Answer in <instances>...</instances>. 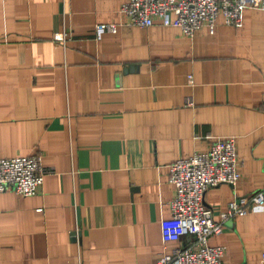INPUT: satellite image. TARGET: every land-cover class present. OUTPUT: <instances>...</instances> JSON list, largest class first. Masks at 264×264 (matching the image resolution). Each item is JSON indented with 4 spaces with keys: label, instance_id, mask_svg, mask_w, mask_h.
I'll return each mask as SVG.
<instances>
[{
    "label": "crops",
    "instance_id": "obj_1",
    "mask_svg": "<svg viewBox=\"0 0 264 264\" xmlns=\"http://www.w3.org/2000/svg\"><path fill=\"white\" fill-rule=\"evenodd\" d=\"M127 1L0 0V158L40 153L50 171L33 195L0 190V264H158L188 244L162 242L169 165L217 137L235 138L241 176L207 189L216 218L264 185V11L189 37L129 25ZM210 242L225 264H259L264 205Z\"/></svg>",
    "mask_w": 264,
    "mask_h": 264
},
{
    "label": "built area",
    "instance_id": "obj_2",
    "mask_svg": "<svg viewBox=\"0 0 264 264\" xmlns=\"http://www.w3.org/2000/svg\"><path fill=\"white\" fill-rule=\"evenodd\" d=\"M247 7L264 11V0H128L121 6V13L131 26L149 27L157 18L163 26L177 27L184 35L192 37L202 26L214 33L220 14L225 24L237 27ZM116 30V23H98L95 27L97 37L104 32L116 33ZM54 38L64 41V31ZM188 81L192 82L191 74ZM187 104L193 105V101L188 99ZM238 165L232 136L214 138L204 152L171 162L169 176L175 195L169 202L171 215L161 218L162 242L166 245L188 236V244L163 250L158 264H225L222 257L226 246L210 242V237L223 232L227 219L264 205V185L230 200L227 208L220 212V218H216L214 208L205 203L209 187L225 182L235 184L240 179ZM49 172L40 153L0 158V190L12 188L16 193L33 195L40 190ZM261 258L259 264H264V251Z\"/></svg>",
    "mask_w": 264,
    "mask_h": 264
}]
</instances>
